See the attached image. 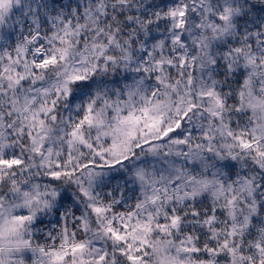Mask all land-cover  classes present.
Returning <instances> with one entry per match:
<instances>
[{"label":"snow or ice","instance_id":"obj_1","mask_svg":"<svg viewBox=\"0 0 264 264\" xmlns=\"http://www.w3.org/2000/svg\"><path fill=\"white\" fill-rule=\"evenodd\" d=\"M0 264H264V0H0Z\"/></svg>","mask_w":264,"mask_h":264}]
</instances>
